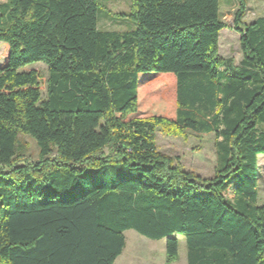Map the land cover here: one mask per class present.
I'll list each match as a JSON object with an SVG mask.
<instances>
[{
	"label": "trees",
	"instance_id": "16d2710c",
	"mask_svg": "<svg viewBox=\"0 0 264 264\" xmlns=\"http://www.w3.org/2000/svg\"><path fill=\"white\" fill-rule=\"evenodd\" d=\"M235 3L238 65L219 0H132L125 30L99 28L98 0L0 2V264H113L126 230L163 239L164 264L175 234L186 264H264V16ZM162 130L213 134L212 175L159 152Z\"/></svg>",
	"mask_w": 264,
	"mask_h": 264
},
{
	"label": "rangeland",
	"instance_id": "374dc122",
	"mask_svg": "<svg viewBox=\"0 0 264 264\" xmlns=\"http://www.w3.org/2000/svg\"><path fill=\"white\" fill-rule=\"evenodd\" d=\"M6 0H0L5 2ZM98 26L103 29H129L133 25L121 15L130 10L132 0H98ZM247 10L243 17L246 23L264 16V0H246ZM235 0H219V10L226 26L218 35V54L224 59H231L238 65L241 59L239 33L233 28ZM6 49L0 42V63L4 60ZM34 69L39 75L40 90L45 97L47 69L43 63H33L24 68ZM22 154L30 162L38 160V147L27 135H19ZM213 134L193 133L189 130L156 131L155 145L159 152L172 159V162L186 171L201 178L212 175L216 162V149ZM258 204L264 202V155L258 157ZM178 239L176 258L169 264H186V247L182 234H175ZM164 240H151L134 230L124 232V247L113 264H164Z\"/></svg>",
	"mask_w": 264,
	"mask_h": 264
},
{
	"label": "crops",
	"instance_id": "0c3cea01",
	"mask_svg": "<svg viewBox=\"0 0 264 264\" xmlns=\"http://www.w3.org/2000/svg\"><path fill=\"white\" fill-rule=\"evenodd\" d=\"M260 166V165H259ZM262 166H264V165H262ZM164 253H165V251H164Z\"/></svg>",
	"mask_w": 264,
	"mask_h": 264
}]
</instances>
